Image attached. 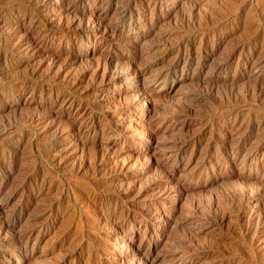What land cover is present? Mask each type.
Segmentation results:
<instances>
[{"label":"rangeland","instance_id":"1","mask_svg":"<svg viewBox=\"0 0 264 264\" xmlns=\"http://www.w3.org/2000/svg\"><path fill=\"white\" fill-rule=\"evenodd\" d=\"M0 249L264 264V0H0Z\"/></svg>","mask_w":264,"mask_h":264},{"label":"bare ground","instance_id":"2","mask_svg":"<svg viewBox=\"0 0 264 264\" xmlns=\"http://www.w3.org/2000/svg\"><path fill=\"white\" fill-rule=\"evenodd\" d=\"M126 2V1H125ZM230 10V9H229ZM188 18V17H187ZM186 19V18H185ZM206 21V20H205ZM191 22V21H190ZM189 24V23H188ZM251 37V36H250ZM251 42V41H250ZM209 55V54H208ZM212 64V63H211ZM120 66V65H119ZM119 69V68H118ZM136 69V68H135ZM212 69V68H211ZM119 73V71H118ZM102 82V81H101ZM209 85V84H208ZM216 85V84H215ZM228 89V88H227ZM211 98V97H210ZM209 113V112H208ZM115 127V126H114ZM141 134V133H140ZM89 151V150H88ZM238 210V209H237ZM1 250V249H0Z\"/></svg>","mask_w":264,"mask_h":264}]
</instances>
